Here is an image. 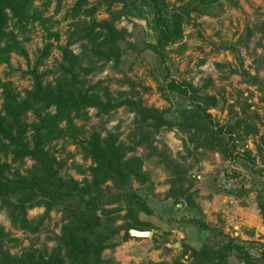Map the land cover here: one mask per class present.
<instances>
[{"label": "rangeland", "instance_id": "374dc122", "mask_svg": "<svg viewBox=\"0 0 264 264\" xmlns=\"http://www.w3.org/2000/svg\"><path fill=\"white\" fill-rule=\"evenodd\" d=\"M164 1L167 10L183 13L185 20L181 23L180 38L164 45L161 64L166 65L169 77L187 81L198 94L215 95L216 104L208 108L210 119L235 127L229 145L231 152L223 159H216L211 151H190L191 144L181 129L162 125L152 130L150 142L136 144L134 149L127 151V155L141 156L142 169L147 174L146 181L133 179L131 185L151 210L137 212L140 219L149 223L151 235L130 236L113 248H104L102 255L113 257L115 264H173L175 258L183 259L182 244L188 248L198 246L207 232L197 225V221H202L235 239L251 255L264 257V221L256 205V195L262 192L263 181L258 145L264 130V54L263 38L257 28L264 23V0H220L209 8L188 10L187 15L183 12L187 0ZM72 3L73 0H51L44 7L40 0H33L35 17L26 25L28 39L22 40L26 56L10 53L8 61L0 64V77L10 79L19 95L31 82L29 73L24 70L32 64L47 31H56L58 39L49 37L53 45L38 69H52L59 59L56 45L64 42L71 28L75 16L67 13ZM90 5H95L93 16L96 19L118 10L119 16L114 23L125 27L127 33L120 41L121 55L116 65L110 60L95 61L94 69L85 75L86 81L100 80L99 87L106 86L113 95L120 90L127 95H139L145 103L164 110L168 119H176L178 109L190 99L166 87L163 68L148 46L156 37L150 7L136 4L122 8L120 2L107 5L106 0H87L84 4ZM78 42L70 44L75 52L79 50ZM247 73L256 74V80ZM50 76L51 72H48L46 77ZM247 100L252 101L249 107ZM31 119L27 113L26 120ZM74 121L78 126L76 139L62 136L46 145L57 159L62 160L61 174L81 177L78 169L86 167L89 159L82 156L77 140L92 129L102 133L105 129L116 130L118 139L128 145L135 141L131 133L133 113L125 105L108 113L88 107L85 116L76 117ZM161 153L187 167L183 185L188 190L184 194L190 193L193 205L176 193L177 184L172 186L177 194L175 197L165 195L171 184L168 176L171 166H166ZM10 157V152H0V160L10 161ZM30 163L31 159L25 156L22 163L10 162V169L18 168L23 172ZM42 210L41 205L30 207L27 216L35 218ZM124 211V208L118 210L116 223L123 221ZM60 223V211L51 209L39 230L30 232L13 226L6 210L0 206V224L8 230L10 237H14L5 240L4 246L12 253L19 254L29 245L48 249L54 244V234L58 233ZM173 240L179 241L178 246L167 245ZM235 254V250L227 254L224 264H241Z\"/></svg>", "mask_w": 264, "mask_h": 264}, {"label": "trees", "instance_id": "16d2710c", "mask_svg": "<svg viewBox=\"0 0 264 264\" xmlns=\"http://www.w3.org/2000/svg\"><path fill=\"white\" fill-rule=\"evenodd\" d=\"M50 1L40 0V4L46 7ZM86 1L73 0L67 14L75 17L64 42L56 45L59 59L52 69H38L53 45L49 37L58 39L56 31H47L32 64L24 70L29 73L31 82L22 88L21 95L14 90L10 79L0 77V152L11 154L10 161L0 160V206L6 210L13 226L30 232L39 230L51 209L59 210L61 219L52 246L47 249L29 245L19 254L5 248L4 241L14 237H10L8 230L0 224V264H115L113 257L102 255L103 249L113 248L129 238L128 229L131 227L148 229L149 223L140 219L137 212L151 211L131 185L133 179L140 182L147 179L146 171L142 169V158L133 153L127 155V151L134 149L136 144L150 142L152 130L162 125L184 131L191 144L190 151H211L216 159H223L231 152L229 145L235 127L210 119L208 108L216 104L215 95L198 94L187 81L169 77L166 65L161 64L164 45L181 36V23L185 20L183 13L167 10L164 0H106L107 5L120 2L124 8L141 4L152 10L156 37L155 42L148 43V46L163 68L166 87L190 99L178 109L176 119H168L164 110L145 103L139 95H127L122 90L113 95L106 86L99 87L100 80L94 83L86 81L85 75L94 69L95 61L110 60L116 65L121 55L120 41L127 33L125 27L114 23L119 16L118 10L96 19L93 16L95 5L86 7ZM219 2L187 0L183 12L187 15L188 10L209 8ZM34 17L33 0H0V64L8 61L10 53L26 56L22 40L28 39L26 25ZM257 29L263 38L264 54V23H260ZM76 40L79 41V50L75 52L70 44ZM48 72H51L49 78L46 77ZM247 74L256 80V74ZM262 86L264 89V83ZM251 102L247 100L248 107ZM120 105H125L133 113L131 133L135 137L134 143L128 145L119 140L116 130L105 129L102 133L92 129L77 140L82 156L89 159L86 167L78 169L81 177L61 174L62 160L47 149V143L62 136L76 139L78 126L74 120L84 117L88 107L108 113ZM27 113L32 116L30 121L26 120ZM235 123L237 125L239 121ZM244 129L248 130L246 125ZM258 149L263 181L262 192L256 195V205L264 221V130ZM25 156L31 159V163L23 172L18 168L10 169V162L22 163ZM161 156L166 166H171L168 170L171 184L165 195L175 197L177 194L172 186L177 184L176 193L193 205L190 193L184 194L188 190L183 185L187 167L168 154L161 153ZM223 185L226 186L225 183ZM36 205L43 207L42 212L35 218H29L27 209ZM120 208L125 210L124 218L116 223ZM197 225L207 232L196 247L188 248L182 244L181 256L187 261L175 258L173 264H224L225 256L233 250L241 264H264L262 255H251L235 239L214 226L202 221H197ZM164 247L169 249L166 245Z\"/></svg>", "mask_w": 264, "mask_h": 264}, {"label": "water", "instance_id": "95a60500", "mask_svg": "<svg viewBox=\"0 0 264 264\" xmlns=\"http://www.w3.org/2000/svg\"><path fill=\"white\" fill-rule=\"evenodd\" d=\"M128 233L131 236H142V237H150L151 235V230L150 229H138V228H129ZM179 241L178 240H173L171 242H168L167 245L170 247H176L178 246Z\"/></svg>", "mask_w": 264, "mask_h": 264}, {"label": "built area", "instance_id": "2783aa9c", "mask_svg": "<svg viewBox=\"0 0 264 264\" xmlns=\"http://www.w3.org/2000/svg\"><path fill=\"white\" fill-rule=\"evenodd\" d=\"M197 177H199V175H196Z\"/></svg>", "mask_w": 264, "mask_h": 264}]
</instances>
